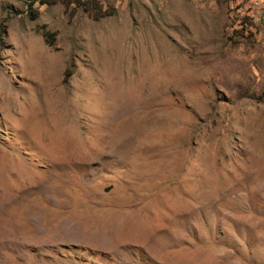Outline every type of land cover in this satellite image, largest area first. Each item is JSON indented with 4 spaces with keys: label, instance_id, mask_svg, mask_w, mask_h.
Instances as JSON below:
<instances>
[{
    "label": "rangeland",
    "instance_id": "374dc122",
    "mask_svg": "<svg viewBox=\"0 0 264 264\" xmlns=\"http://www.w3.org/2000/svg\"><path fill=\"white\" fill-rule=\"evenodd\" d=\"M28 1L0 0V264H264V0Z\"/></svg>",
    "mask_w": 264,
    "mask_h": 264
},
{
    "label": "trees",
    "instance_id": "16d2710c",
    "mask_svg": "<svg viewBox=\"0 0 264 264\" xmlns=\"http://www.w3.org/2000/svg\"><path fill=\"white\" fill-rule=\"evenodd\" d=\"M39 1L41 4L54 5L58 2H62L67 8L75 6L77 8L81 7L87 11L93 18L101 19L112 15L113 13L107 8H104L99 0H32L28 1V12L32 18H38L40 16V11L34 8V3ZM46 38L50 36V33H45Z\"/></svg>",
    "mask_w": 264,
    "mask_h": 264
}]
</instances>
